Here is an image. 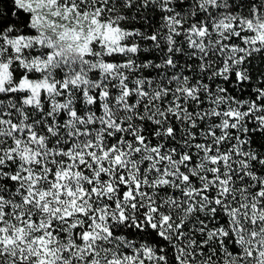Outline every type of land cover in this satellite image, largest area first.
Returning <instances> with one entry per match:
<instances>
[{"label": "snow or ice", "instance_id": "1", "mask_svg": "<svg viewBox=\"0 0 264 264\" xmlns=\"http://www.w3.org/2000/svg\"><path fill=\"white\" fill-rule=\"evenodd\" d=\"M0 264H264V0H0Z\"/></svg>", "mask_w": 264, "mask_h": 264}]
</instances>
